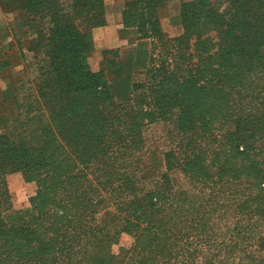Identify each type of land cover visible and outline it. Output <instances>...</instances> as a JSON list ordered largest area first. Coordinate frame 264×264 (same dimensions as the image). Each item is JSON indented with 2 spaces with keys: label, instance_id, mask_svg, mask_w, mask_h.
<instances>
[{
  "label": "trees",
  "instance_id": "obj_1",
  "mask_svg": "<svg viewBox=\"0 0 264 264\" xmlns=\"http://www.w3.org/2000/svg\"><path fill=\"white\" fill-rule=\"evenodd\" d=\"M167 2H126L122 25L139 44L124 59L106 50L93 72L87 59L93 28L107 23L105 0L5 1L36 28L28 50L38 74L26 102L13 81L3 92L11 113L2 111L0 133V264H45L51 248L37 223L60 203L71 214L105 204L110 220L153 229L177 175L231 193L237 183L264 190V0H184L177 37L161 27ZM13 64L8 54L0 69ZM160 122L173 125L163 170L144 137ZM16 171L37 182L43 207L12 211L5 174Z\"/></svg>",
  "mask_w": 264,
  "mask_h": 264
},
{
  "label": "rangeland",
  "instance_id": "obj_2",
  "mask_svg": "<svg viewBox=\"0 0 264 264\" xmlns=\"http://www.w3.org/2000/svg\"><path fill=\"white\" fill-rule=\"evenodd\" d=\"M5 1L8 0H0V61L9 54L16 65L14 71L4 65L0 69V133L6 122L3 113H11V103L4 104L2 100L4 90L13 81L17 100L26 102L35 90L38 74V59L28 50L30 39L37 35L36 28L23 20L21 12L5 6ZM105 1L106 17L114 20L119 0ZM177 10L175 3H168L160 12L162 30L170 37L182 34ZM111 30L119 37L115 45L105 50L94 48L88 56L93 72L101 69L106 50H119L124 59L139 44L135 32L124 29L122 23L114 24ZM172 129V124L160 122L148 125L144 131L147 155L161 170L165 168L163 154L172 141ZM176 179L177 185L171 188L174 198L152 215V219L160 221L153 229L146 224L136 228L132 225L137 224L135 220L130 226L110 220L113 216L104 211L105 204L76 214L68 212L65 204H58L37 223L41 245L51 248L44 263L93 264L107 260V264H264L262 185L233 184V190L238 191L234 195L214 183L185 180L181 174ZM5 181L16 214L33 212L47 201L38 197L37 182L27 181L20 171L5 174ZM116 208L112 206L111 210ZM103 225H109L106 232ZM97 236L103 238V244L90 242Z\"/></svg>",
  "mask_w": 264,
  "mask_h": 264
},
{
  "label": "crops",
  "instance_id": "obj_3",
  "mask_svg": "<svg viewBox=\"0 0 264 264\" xmlns=\"http://www.w3.org/2000/svg\"><path fill=\"white\" fill-rule=\"evenodd\" d=\"M133 1H138V0H119L117 3L118 9L115 19L112 20L109 17H106L107 20L106 25L93 28L92 37H93V45L95 50H105L115 45L119 37L117 33H114L113 30H111V28H113L114 24L122 23L123 11L126 2H133ZM168 3H173V4L175 3V6H177L178 8L177 12L179 14L181 3H179V1L177 0H168L167 4ZM0 16H1V10H0ZM1 23H2V19L0 18V26ZM15 65L16 64H13L8 69L13 70Z\"/></svg>",
  "mask_w": 264,
  "mask_h": 264
}]
</instances>
